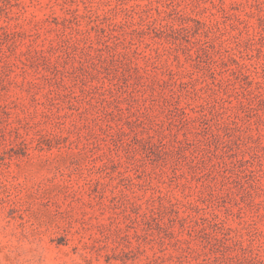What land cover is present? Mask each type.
Returning a JSON list of instances; mask_svg holds the SVG:
<instances>
[{
	"label": "rangeland",
	"instance_id": "rangeland-1",
	"mask_svg": "<svg viewBox=\"0 0 264 264\" xmlns=\"http://www.w3.org/2000/svg\"><path fill=\"white\" fill-rule=\"evenodd\" d=\"M0 264H264V0H0Z\"/></svg>",
	"mask_w": 264,
	"mask_h": 264
}]
</instances>
